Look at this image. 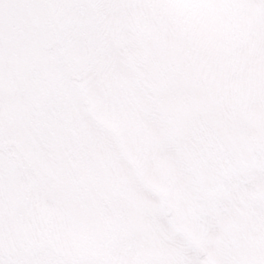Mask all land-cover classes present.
<instances>
[{
  "label": "rangeland",
  "instance_id": "1",
  "mask_svg": "<svg viewBox=\"0 0 264 264\" xmlns=\"http://www.w3.org/2000/svg\"><path fill=\"white\" fill-rule=\"evenodd\" d=\"M23 2L0 0V16ZM155 2L163 27L141 30L117 115L90 105L107 138L57 136L64 114L47 119L37 89L62 85L20 28L0 30L8 264H264V0Z\"/></svg>",
  "mask_w": 264,
  "mask_h": 264
},
{
  "label": "snow or ice",
  "instance_id": "2",
  "mask_svg": "<svg viewBox=\"0 0 264 264\" xmlns=\"http://www.w3.org/2000/svg\"><path fill=\"white\" fill-rule=\"evenodd\" d=\"M13 26L23 32L21 47L36 55L49 78L62 85L59 97L44 100L41 82L37 95L47 119L64 114L56 134L70 140L73 129L95 136L104 131L93 120L90 105L105 117L117 115L138 80L134 63L141 30H161L163 17L155 0H25L7 20L0 16V30ZM0 264L8 262L0 258Z\"/></svg>",
  "mask_w": 264,
  "mask_h": 264
},
{
  "label": "water",
  "instance_id": "3",
  "mask_svg": "<svg viewBox=\"0 0 264 264\" xmlns=\"http://www.w3.org/2000/svg\"><path fill=\"white\" fill-rule=\"evenodd\" d=\"M195 249H196L198 255H202L204 253L203 249L200 246H198L197 244H195Z\"/></svg>",
  "mask_w": 264,
  "mask_h": 264
},
{
  "label": "clouds",
  "instance_id": "4",
  "mask_svg": "<svg viewBox=\"0 0 264 264\" xmlns=\"http://www.w3.org/2000/svg\"><path fill=\"white\" fill-rule=\"evenodd\" d=\"M99 136H100V137H103V138H107V137H106V134H105L104 131L100 132V133H99Z\"/></svg>",
  "mask_w": 264,
  "mask_h": 264
}]
</instances>
